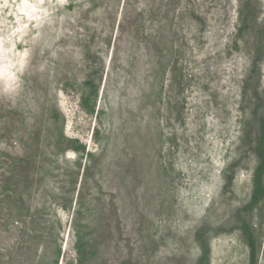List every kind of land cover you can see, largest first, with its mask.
<instances>
[{
	"label": "rangeland",
	"instance_id": "374dc122",
	"mask_svg": "<svg viewBox=\"0 0 264 264\" xmlns=\"http://www.w3.org/2000/svg\"><path fill=\"white\" fill-rule=\"evenodd\" d=\"M264 0H0V264H264Z\"/></svg>",
	"mask_w": 264,
	"mask_h": 264
},
{
	"label": "trees",
	"instance_id": "16d2710c",
	"mask_svg": "<svg viewBox=\"0 0 264 264\" xmlns=\"http://www.w3.org/2000/svg\"><path fill=\"white\" fill-rule=\"evenodd\" d=\"M259 165L253 175V193L250 205L256 204L263 193V176H264V152L262 149L257 150Z\"/></svg>",
	"mask_w": 264,
	"mask_h": 264
}]
</instances>
